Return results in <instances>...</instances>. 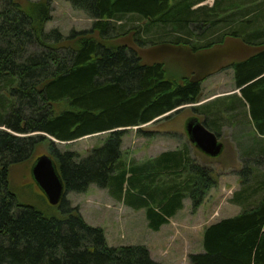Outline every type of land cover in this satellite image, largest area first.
<instances>
[{
  "label": "trees",
  "instance_id": "obj_1",
  "mask_svg": "<svg viewBox=\"0 0 264 264\" xmlns=\"http://www.w3.org/2000/svg\"><path fill=\"white\" fill-rule=\"evenodd\" d=\"M55 1L23 8L0 0V264H161L144 246H109L66 196L48 205L51 214L21 204L10 173L48 155L66 194L108 190L144 209L158 232L185 199L197 212L217 182L189 147L128 164L123 140L130 128L149 138L143 126L188 108L218 138L229 124L253 142L241 151L247 188L234 199L243 211L208 226L204 252L190 264H264V0H216L211 8L198 7L207 0H64L94 20L91 30L68 36L45 31ZM127 17L132 23L119 25ZM171 52L194 63L218 52L234 58L228 68L238 93L207 102L203 84L221 63L178 77L166 64ZM249 125L252 134L244 132ZM96 135L107 137L85 158L59 147Z\"/></svg>",
  "mask_w": 264,
  "mask_h": 264
},
{
  "label": "rangeland",
  "instance_id": "obj_2",
  "mask_svg": "<svg viewBox=\"0 0 264 264\" xmlns=\"http://www.w3.org/2000/svg\"><path fill=\"white\" fill-rule=\"evenodd\" d=\"M39 1L41 0H16L23 8L28 3ZM215 2L216 0H207L198 7L211 8ZM93 23L94 20L85 13L73 8L70 3L59 0L52 5L51 20L45 25V31L49 33L58 30L68 36L72 31L91 30ZM130 23L132 22L127 17L119 25H129ZM134 23L140 24L141 22L137 19ZM198 34L199 32H196V35ZM227 43L234 44L231 40H228ZM139 53L141 54V51ZM222 56L223 54L218 52L215 60H204V62L196 60L194 63L191 59L183 61L185 56H177L175 52H171L169 53V60L172 62L167 61L166 64L170 75L181 77L189 69L201 71L208 64L219 65L221 63L219 65L220 70L212 73V76L203 84L204 98H210L207 100L208 102L218 97L232 95L235 92L234 75L232 70L228 68L234 58L222 59ZM173 62L178 63L179 67ZM199 76L203 77L204 75ZM193 115L188 108L174 114L165 122L143 126L141 129L143 132L151 133L149 138L140 136L137 133V128H130L124 137L122 150L124 159L128 164L132 161L142 164L154 160L163 153L189 147L192 160L207 168L217 182V186L209 192L197 212H193L191 201L185 199L182 210L170 219L162 232L156 234L155 231L150 230L144 209H133L125 202L117 201L109 194L108 190L91 186L86 193H69L66 195V199L73 206L79 207L81 215L90 226L103 230L109 246L115 248L144 246L152 252L153 258L158 263L190 264V255L204 252L205 229L221 220L234 218L243 211L242 207L234 202V199L237 200V195L247 188L244 186V182L248 177L242 173L246 164L241 157V151L251 149L253 146L252 139L249 137L248 140L244 141L241 130L227 124L220 137L225 144L223 155L217 159L208 158L189 143L185 133V124ZM249 126L244 132L252 134L253 126ZM250 136L252 137V135ZM106 137L107 135L86 137L71 144H61L59 147L62 151L76 152L81 158H85L90 155L92 150L102 146ZM241 145L243 147L239 148ZM259 146L260 149H264V140ZM43 152L45 151L40 153ZM33 163L34 161H26L11 168L10 187L21 204L34 206L51 214L53 212L48 208L49 203H46L43 193L32 177ZM261 171L264 175V167ZM263 179L260 176L258 182ZM254 181L250 182L251 190L256 184Z\"/></svg>",
  "mask_w": 264,
  "mask_h": 264
},
{
  "label": "water",
  "instance_id": "obj_3",
  "mask_svg": "<svg viewBox=\"0 0 264 264\" xmlns=\"http://www.w3.org/2000/svg\"><path fill=\"white\" fill-rule=\"evenodd\" d=\"M185 133L191 145L211 159L223 155L225 144L209 131L198 117H190L185 124ZM31 174L35 184L51 206L61 204L66 194L65 184L53 159L48 155L37 158Z\"/></svg>",
  "mask_w": 264,
  "mask_h": 264
},
{
  "label": "crops",
  "instance_id": "obj_4",
  "mask_svg": "<svg viewBox=\"0 0 264 264\" xmlns=\"http://www.w3.org/2000/svg\"><path fill=\"white\" fill-rule=\"evenodd\" d=\"M166 226V225H165ZM165 226H162V228L158 231V232H155L156 234H159L160 232H162L163 230H164V227ZM151 230V229H150ZM150 255H151V257H152V259L155 261V259L153 258V254H152V252H150ZM157 262V261H156ZM172 263V262H171ZM172 264H177V263H172Z\"/></svg>",
  "mask_w": 264,
  "mask_h": 264
},
{
  "label": "flooded vegetation",
  "instance_id": "obj_5",
  "mask_svg": "<svg viewBox=\"0 0 264 264\" xmlns=\"http://www.w3.org/2000/svg\"><path fill=\"white\" fill-rule=\"evenodd\" d=\"M200 62H204V61H200ZM206 69V68H205ZM205 69L204 70H201V71H198V73L200 74V73H202L203 71H205Z\"/></svg>",
  "mask_w": 264,
  "mask_h": 264
}]
</instances>
